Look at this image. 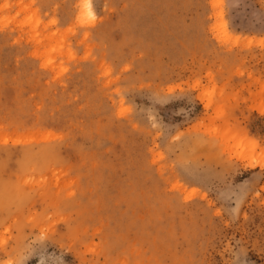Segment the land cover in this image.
I'll use <instances>...</instances> for the list:
<instances>
[{"label":"rangeland","instance_id":"374dc122","mask_svg":"<svg viewBox=\"0 0 264 264\" xmlns=\"http://www.w3.org/2000/svg\"><path fill=\"white\" fill-rule=\"evenodd\" d=\"M0 264H264V0H0Z\"/></svg>","mask_w":264,"mask_h":264},{"label":"bare ground","instance_id":"6f19581e","mask_svg":"<svg viewBox=\"0 0 264 264\" xmlns=\"http://www.w3.org/2000/svg\"><path fill=\"white\" fill-rule=\"evenodd\" d=\"M89 10H90V9H89ZM89 10H88V13H89ZM85 11H86V10H85ZM90 13H92V12H90ZM90 13H89V14H90Z\"/></svg>","mask_w":264,"mask_h":264}]
</instances>
